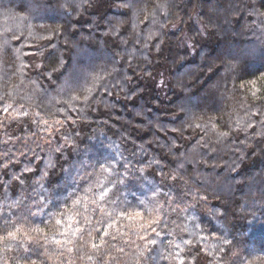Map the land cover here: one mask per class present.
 Listing matches in <instances>:
<instances>
[{
  "label": "trees",
  "instance_id": "1",
  "mask_svg": "<svg viewBox=\"0 0 264 264\" xmlns=\"http://www.w3.org/2000/svg\"><path fill=\"white\" fill-rule=\"evenodd\" d=\"M121 3L0 0V41H9L0 49V182L6 185L0 204L7 210L20 201L10 223L46 234L28 253L15 243L11 251L0 250V264H26L22 256L27 264H136L144 248L155 259L142 264H261L264 92L253 98L241 87L264 83V32L253 23L257 17L248 9L226 11L242 7L237 0ZM245 3L264 13V0ZM253 48L255 54L232 59ZM7 104L12 108L4 113ZM110 158L129 171L112 189L117 205H165L154 248L137 235L117 234L103 237L108 244L97 251L91 244L101 239L55 224L61 212L65 225L71 217L85 228L83 216L93 225L103 218L93 214L91 201L99 194L97 182H105L99 162ZM203 195L207 202L199 201ZM117 205L101 203L107 211ZM6 226L0 219V231ZM65 231L78 251L55 243ZM121 247L123 253L116 251Z\"/></svg>",
  "mask_w": 264,
  "mask_h": 264
},
{
  "label": "snow or ice",
  "instance_id": "2",
  "mask_svg": "<svg viewBox=\"0 0 264 264\" xmlns=\"http://www.w3.org/2000/svg\"><path fill=\"white\" fill-rule=\"evenodd\" d=\"M134 3V0H122L121 6L123 7H132V4ZM228 3H232V0H228ZM237 3L242 5V7H236L235 5L232 6L231 9H228L226 11L241 13L244 11V9H248L247 15L249 17L256 16L257 20H254L253 23L256 25V29H260L262 32H264V13H257L254 10H252L247 3H245V0H237ZM264 6V5H262ZM149 15H153L150 13ZM147 19V17H146ZM226 19V18H225ZM255 30V29H254ZM153 38V34L151 32L148 33L147 39L151 40ZM18 39V38H17ZM9 41L7 38H5L3 41H0V49H4L8 46ZM19 52V49L17 50ZM256 49H244L241 53H233L232 59H238L240 55L249 56L255 54ZM261 55L264 56V47L260 49ZM231 70V68L229 69ZM260 80L264 81V75L260 77ZM241 87L246 88L248 91H250L251 96L253 98L258 97V93L264 92V83H260L257 80H252L248 82L247 85H241ZM91 91V89H89ZM4 97H0V101H2ZM72 100L79 99L78 96L72 97ZM85 101L89 99V97H84ZM12 108L11 104H7L2 111L4 113H9V110ZM259 114V113H257ZM43 123L47 124V121H43ZM57 123H60V121H57ZM199 127V125H196ZM227 132L221 133V136H227ZM52 165H49L51 167ZM3 167L7 168V164H4ZM183 167V165H181ZM99 168L101 169V175L104 176V183L97 182V187L99 188V194L97 199L92 200L91 203L95 205V208L92 209L93 214L96 212L102 213L103 218L98 219L96 222V225H93L92 221L88 218V216H83L84 222L88 225L87 228L81 226L80 220H75L74 218L68 217L67 219H72V223H68L65 225V214L63 212L60 213L61 218L55 220V224L59 226H65L67 230H70L73 235L75 233H80L81 237H84L85 235L87 237H91L93 240L99 238L101 239V243H92L91 247L93 249H96L97 251L100 250V248L106 244H108L107 240H104L103 237H109L112 240L116 239L117 234L121 235H137L139 239L143 240L146 245H151L153 248L157 244V240L153 239V234L155 236H159L160 233L157 231V226H159L163 221L161 219L163 215V208L165 207L164 204H161L157 200L149 201L148 204L145 203L144 200H139L138 204L132 205L131 203L127 204L124 207H120L117 205V200H112L110 197L112 196V189L116 188L117 185H122L125 183L126 176L129 175L128 166L127 164H121L119 163L115 158L105 159L103 162H99ZM123 168L124 172H120L119 169ZM25 172L32 171L31 168H25ZM107 174V175H104ZM112 177H115V179H112ZM17 180H20V177H14ZM172 179H176V177H172ZM23 183V181H20ZM111 185L112 187L109 188L108 185ZM0 187H6V185L3 182H0ZM91 191V189H89ZM190 191V190H189ZM188 192H185V195H187ZM134 195V194H133ZM165 196H167V193H164ZM118 199V198H117ZM199 201L207 202V195L199 196ZM102 202H108L113 205H117V207L113 208L111 211L105 210L103 207H101ZM167 203V201H166ZM21 202L15 201L12 205L7 206V210L5 209V206L3 204H0V219L4 220L5 225H7L3 231H0V246H3L0 250L5 251H11L13 244L18 245L19 247L24 249L25 253H28L31 251V245L34 243V239H38L41 235L46 236L43 229L40 228H30L26 229L23 225L20 227H17L16 223H10V217L12 215H15L11 211L13 207H20ZM82 204L81 199H77L74 201V207L77 208L76 215L81 216L83 215L79 211V206ZM149 205H151L149 207ZM171 207V205H168ZM43 207V206H42ZM174 210V209H173ZM89 208L88 206H84L83 212H88ZM29 215H36L37 213H32L29 211ZM20 218H18L19 220ZM73 224L76 225V227H73ZM256 225L254 224L253 227ZM195 227H199V225H195ZM260 228H264V223H261L259 225ZM115 230V232L111 230ZM93 232L99 233V237H94ZM35 234V237L33 236ZM60 235L64 236V240H55V243L59 245L61 249H65L66 252L72 253L74 251H78L77 247H72L71 245L74 244V241L68 237V231L59 233ZM208 237L201 236L200 240H206ZM127 243V242H126ZM181 243L188 245L190 247H196L197 252L203 250V246H197L194 245L191 240H184ZM223 243L230 244L231 241L224 239ZM25 244L28 245V247H25ZM176 249H181V244L177 243L175 244ZM151 248H144L143 250L139 251L137 253V259L136 264H142L143 260L147 259H155V257L150 256ZM116 251L123 253L125 249L123 247L116 249ZM223 251V249H221ZM146 253H149V255H146ZM64 253L61 252V256H63ZM176 255H179L177 253ZM206 255L211 256V251H208ZM39 258V257H38ZM89 260L92 259L91 256L87 257ZM21 260L28 261V257L22 256L20 258ZM111 259H116L115 257H111ZM30 264H36V261H31ZM63 264V261L61 262ZM71 264V262H69ZM179 264H185L184 260H180ZM261 264H264V260L261 261Z\"/></svg>",
  "mask_w": 264,
  "mask_h": 264
}]
</instances>
